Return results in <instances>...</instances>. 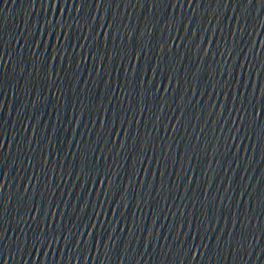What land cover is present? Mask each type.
<instances>
[{
	"label": "water",
	"instance_id": "water-1",
	"mask_svg": "<svg viewBox=\"0 0 264 264\" xmlns=\"http://www.w3.org/2000/svg\"><path fill=\"white\" fill-rule=\"evenodd\" d=\"M0 264H264V0H0Z\"/></svg>",
	"mask_w": 264,
	"mask_h": 264
}]
</instances>
